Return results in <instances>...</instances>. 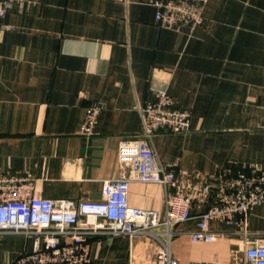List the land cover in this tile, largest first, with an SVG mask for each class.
Instances as JSON below:
<instances>
[{
  "label": "crops",
  "instance_id": "1",
  "mask_svg": "<svg viewBox=\"0 0 264 264\" xmlns=\"http://www.w3.org/2000/svg\"><path fill=\"white\" fill-rule=\"evenodd\" d=\"M154 0H12L0 31V173L31 177L48 200L102 201L124 140L141 132L140 107L167 92L190 113L189 131L152 139L161 165L214 179L225 171L264 170V0H208L202 25L157 24ZM100 109L93 134L83 125ZM185 178V179H184ZM174 188L132 183L130 204L165 219ZM209 203L174 226L181 264H242L244 240L264 237V201L244 227L213 221L222 236L194 244L190 234ZM163 229V228H162ZM34 238L0 236V264L34 248ZM90 264H156L149 237L97 236Z\"/></svg>",
  "mask_w": 264,
  "mask_h": 264
},
{
  "label": "built area",
  "instance_id": "2",
  "mask_svg": "<svg viewBox=\"0 0 264 264\" xmlns=\"http://www.w3.org/2000/svg\"><path fill=\"white\" fill-rule=\"evenodd\" d=\"M207 2L154 0L157 24L165 28L202 25ZM12 8V0H0V31ZM99 111L98 107L88 109L85 135L93 134ZM140 113V136L124 140L118 152L119 163L130 170L119 179L104 182L100 202L39 198L31 177L0 173V236L35 240L33 250L11 264H90L88 242L97 236L149 237L157 244L156 264H181L172 255L173 228L192 219L191 208L196 203L210 206L197 217V228L190 234L194 244H212L222 236L209 230L213 221L244 227L252 209L264 201V170L229 169L214 179L194 178L185 184L180 175L160 164L151 143L157 133L188 132L189 111L160 91L155 101L140 107ZM132 183L174 188L166 198L164 220L156 210L130 204ZM237 234L244 240L242 264H264V237L251 239L243 230Z\"/></svg>",
  "mask_w": 264,
  "mask_h": 264
}]
</instances>
